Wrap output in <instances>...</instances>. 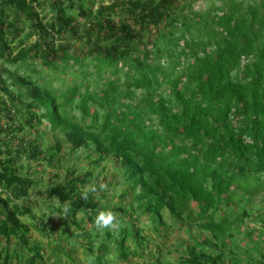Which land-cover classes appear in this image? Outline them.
<instances>
[{
  "label": "trees",
  "instance_id": "1",
  "mask_svg": "<svg viewBox=\"0 0 264 264\" xmlns=\"http://www.w3.org/2000/svg\"><path fill=\"white\" fill-rule=\"evenodd\" d=\"M200 1L0 0V264H264V0Z\"/></svg>",
  "mask_w": 264,
  "mask_h": 264
},
{
  "label": "rangeland",
  "instance_id": "2",
  "mask_svg": "<svg viewBox=\"0 0 264 264\" xmlns=\"http://www.w3.org/2000/svg\"><path fill=\"white\" fill-rule=\"evenodd\" d=\"M95 3V8H98L101 4H109L111 2V0H93ZM208 8V3L207 1H200L198 3H196L195 5V9L196 10H206ZM48 12V9L47 11ZM41 135L43 136V139H44V143H45V148L47 147H50V146H54L55 143L57 141H60L63 145V148H64V155L63 157L68 159L69 160V157H68V144L65 143L63 137L59 134V133H53L49 128H44L42 127L41 129ZM76 159H71V163L74 162V164H76L75 161ZM86 161L83 160L82 161V165H86L87 163H85ZM42 166L41 168H38V165L37 166H34V169L31 171L32 173L36 174L37 172H40V174H38L35 179L37 180V186L34 187L31 192H30V195H31V199H32V202H35V201H38L45 193V190L47 188V186L49 185L50 183V180H54L53 178V175L55 174V170L52 169V168H49L47 167L46 164H42L40 165ZM103 174L105 176L108 177V182L112 180L114 174H115V165L114 163L112 162H109L105 165V171L103 172ZM96 182V181H95ZM102 180L100 178V180L97 181V183H101ZM117 193L120 192L119 189L116 190ZM263 200H264V190L263 192L255 195V197L253 198L252 202L253 204H255L256 206L258 207H262L263 206ZM31 202V203H32ZM194 209L197 211V207L194 206ZM255 219L253 220H250L248 223H247V227L250 229V228H253V227H256L258 228L259 230L261 229V224H256L254 222ZM199 234V231L197 230V228H193V231L192 233H189L185 230L183 231H178L175 235V237L177 238V242H181V241H189V237L190 235L193 236V237H197ZM34 236L35 237H38V234L36 232H34ZM242 237V236H240ZM170 252V253H169ZM165 253L167 254V259L169 258V254H172L174 258H176L179 253L178 251H176V247H173L171 248L170 250L166 249L165 250ZM140 262V261H138Z\"/></svg>",
  "mask_w": 264,
  "mask_h": 264
},
{
  "label": "clouds",
  "instance_id": "3",
  "mask_svg": "<svg viewBox=\"0 0 264 264\" xmlns=\"http://www.w3.org/2000/svg\"><path fill=\"white\" fill-rule=\"evenodd\" d=\"M69 210H70V205H66L64 208L65 213H68ZM114 221H115L114 214L110 210H103L98 212L95 219V224L98 230L103 231L114 227L115 226Z\"/></svg>",
  "mask_w": 264,
  "mask_h": 264
}]
</instances>
